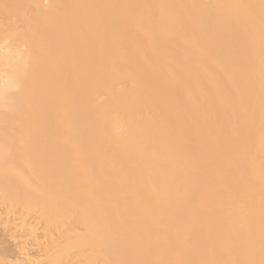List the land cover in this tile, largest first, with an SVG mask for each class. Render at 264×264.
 I'll use <instances>...</instances> for the list:
<instances>
[{"label": "bare ground", "instance_id": "6f19581e", "mask_svg": "<svg viewBox=\"0 0 264 264\" xmlns=\"http://www.w3.org/2000/svg\"><path fill=\"white\" fill-rule=\"evenodd\" d=\"M0 264H264V0H0Z\"/></svg>", "mask_w": 264, "mask_h": 264}]
</instances>
